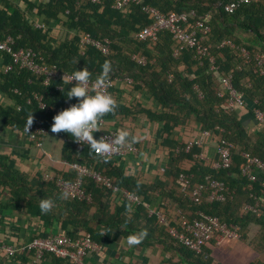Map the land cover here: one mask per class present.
Returning a JSON list of instances; mask_svg holds the SVG:
<instances>
[{"label": "trees", "instance_id": "obj_1", "mask_svg": "<svg viewBox=\"0 0 264 264\" xmlns=\"http://www.w3.org/2000/svg\"><path fill=\"white\" fill-rule=\"evenodd\" d=\"M232 1L235 0H143L139 4L132 3L126 9H117L113 7L112 0H0V39L13 36L14 49L30 47L46 63L55 64L63 70L76 71L86 67L91 73L90 78L96 79L107 60L112 64L110 78H132L134 87L145 89L151 94L158 107L146 111L150 120L162 123L157 137L162 139L169 150V161L164 170L168 177L174 178L173 187L170 182L163 180L144 183L112 162V157L102 156L89 143H79L61 131L54 133L65 141L62 157L57 161L60 168L54 166L53 169L57 177L73 179L76 172L71 164L80 162L102 171L114 184L138 193L142 196V203L134 205L127 200L117 199L111 189L98 185L91 177H85L83 184L85 192L91 194L90 201L69 198L57 187L55 179H45L43 175H38L35 181L29 180L15 166L13 159L0 153V188L7 191L9 197L5 207L25 208L27 213H31L41 199L50 198L55 200L54 203L64 205L62 212H50L53 218L57 217L61 221L63 232L71 236L75 234L73 230L64 226L84 227L98 241L99 231L93 228V220L101 223L104 229L111 228L113 224L117 225V230L126 226V232L130 233L143 229L139 219L144 218L149 221L146 228L149 229V235L153 236L156 229L167 231V225L160 224L155 214L148 218L146 204L151 203L159 194L156 191L163 186L164 190L165 187L169 188L171 194L168 195H174L173 201L185 214L190 210L195 217L213 214L224 222L237 223L242 228V238L250 224L264 223L261 216L243 209V205L253 199L252 195L259 198L264 196V172H259L256 180L243 175L247 163L243 152H249L264 161V138L253 141L237 113L228 107V95H219L222 79L231 75L234 87L242 91L250 103L264 110V74L260 73L255 62H245L238 48L221 45L224 40L231 39L237 46H246L252 52L264 53V0L242 3L230 13L224 6ZM145 4L158 7L165 13L189 12L186 24L189 30L198 19L209 14L207 22L211 26V33L200 42L209 47L214 62L209 57L199 58L193 47L180 48V43L166 29L161 30L154 40L138 39L135 33L153 22L152 17L143 9ZM191 11L195 14H191ZM35 17L44 23V27L35 25ZM86 32L100 40L109 38L110 52L103 53L94 46H88L83 53L80 39ZM243 33L247 35L243 36ZM142 56L146 58L145 63L139 62ZM11 63V54L0 50V91L14 103L6 106L0 104V118L4 125L22 131L31 118L32 121L40 119L48 128V133H53V117L77 103L76 98L67 97L68 89L75 83L69 85L56 81L46 86L42 78L30 70L15 66L5 72V66ZM35 94L43 97L45 107L40 106ZM18 105L21 109L17 108ZM121 110L124 107L117 104L114 112L102 117L112 118ZM191 118L195 119L201 130H212L213 136H222L234 145L229 168H213L212 162L194 159L193 154L197 151L199 141H194L191 151H186L189 142L182 143L175 139L177 128ZM102 130L93 133L95 139L98 140ZM42 140L44 147V137ZM237 147L240 148L238 152ZM44 153L49 156V153ZM216 155V159L219 158L217 151ZM184 161L190 167L186 168ZM181 172L193 174V182H201L207 176L223 180L229 186L232 197L219 201L211 200L205 194L194 201L180 190L178 177ZM164 190L162 194L165 195ZM60 197V202H57ZM103 199L104 202H101ZM113 203L116 208L110 213ZM165 206L162 203V207ZM93 207H97L95 212H92ZM36 210L41 219L52 222L50 212L42 214L40 209ZM174 218L169 217L170 224H175ZM207 245L204 246V253L198 254L188 249L193 254L204 255ZM30 254L18 255V259L26 263ZM39 264L76 263L46 253Z\"/></svg>", "mask_w": 264, "mask_h": 264}, {"label": "built area", "instance_id": "obj_2", "mask_svg": "<svg viewBox=\"0 0 264 264\" xmlns=\"http://www.w3.org/2000/svg\"><path fill=\"white\" fill-rule=\"evenodd\" d=\"M100 2L101 0H93ZM255 0H235L225 4V10L232 13L242 3H251ZM113 7L117 9H126L132 3H142L143 0H112ZM143 9L148 13L153 22L135 33V36L140 40L157 38L161 30H169L173 37L180 43V48L193 47L196 50L199 58L209 57L211 62H214V56L211 54L209 47L202 44L200 41L205 35L211 33V26L207 22L209 14L201 17L196 21L191 30L186 29L190 13L187 11L182 12H169L165 13L158 7L150 4L143 5ZM191 14H195L191 11ZM37 27H44L43 22L35 23ZM198 33L201 35L198 36ZM15 39L13 36L8 35L4 39H0V50L6 51L12 56V63L5 66L4 71L8 72L13 67L18 66L20 69H27L32 71L35 75L42 78L44 85L49 86L56 81L65 82L69 79L74 71L63 70L55 64L46 63L42 57L30 47H20L14 49ZM111 40L105 38L103 40L94 38L90 33L86 32L81 35L80 45L84 53L88 46H94L103 53L110 52ZM231 45L239 49L245 62H255L261 74H264V53L252 52L246 46H237L231 39L224 40L221 45ZM179 49L176 50L178 52ZM140 63H145L146 58L142 56L139 59ZM214 68V64L212 65ZM118 78H110L106 82L98 83L96 78H90L87 83L90 94H95L97 91H103L111 94V88L115 85ZM127 80L131 78L127 77ZM66 83V82H65ZM73 83H76L73 81ZM62 86H59V88ZM18 92V90H15ZM228 95L227 105L230 109L235 110L237 107L247 106L249 101L246 99L245 94L234 87L232 84V76H227L222 79L221 88L219 91L220 96ZM112 95V94H111ZM41 107H45L46 103L43 97L35 94ZM21 109V106H17ZM253 115L258 123L264 128V110L253 106ZM106 119L101 117L98 121L97 128L103 129L99 134L98 140L106 142H113L118 134L115 130H104ZM222 131L223 129L220 128ZM24 135L32 140L37 148L43 147V137L48 133V128L44 125L42 120L37 119L26 122L22 130ZM97 131L93 130V133ZM213 134L212 130H204L203 135L208 137ZM194 141L187 144L186 151H190ZM79 143H88L81 141ZM97 150L102 156L106 157H122L127 158L131 155H136L139 152V147L136 143L128 140L124 145H115L113 143L110 152H102L98 147ZM234 150V145L226 138L217 137L216 151L219 158L212 161L213 168H229L231 166V157ZM246 158V165L243 169V175L250 180H256L259 172H264V161L252 155L249 152H243ZM201 158H205L201 154ZM71 168L76 172L73 179H66L57 177L56 174L51 172L44 173L45 179H55L57 187L62 193L72 199L91 200V194H87L83 188L84 178L91 177L97 182L98 185L106 187L113 191L117 199H124L134 205L142 203V196L138 193L122 188L113 183L112 179L104 174L102 171L94 169L86 164L80 162H73ZM180 190L187 193L188 196L196 201L205 194L211 200L225 201L228 197H232L229 186L220 179L207 176L201 182H193V174L181 172L178 177ZM252 200L243 205L245 211L254 212L256 215L261 216V201L260 198L252 195ZM148 211L151 215L155 214L158 217L160 224L167 225L169 235L174 238L178 243L184 245L196 253H204V246L210 242H215L217 245H222L225 241H233L242 238V228L237 223H227L220 219L219 216L213 214H201L200 217L190 218L182 210H178L175 217V224L169 223V216L163 209H152L148 205ZM102 244L95 240L90 232H84L77 237H73L63 231L51 233L46 236H35L30 241L12 244L3 242L0 243V252L12 261L13 264H39L42 262L46 253H50L58 258H68L76 264H94L87 260L90 254L98 253L102 250ZM29 261L22 263L18 259V255L28 254Z\"/></svg>", "mask_w": 264, "mask_h": 264}, {"label": "crops", "instance_id": "obj_3", "mask_svg": "<svg viewBox=\"0 0 264 264\" xmlns=\"http://www.w3.org/2000/svg\"><path fill=\"white\" fill-rule=\"evenodd\" d=\"M36 21L41 22L37 18ZM126 78L116 80L112 93L117 104L124 107V110L112 118L106 119L104 129H112L117 132L121 129L127 130L130 133L128 140L138 145L139 152L127 158L113 157L112 162L118 164L126 173L137 176L144 183L163 180L170 182V186L173 187L174 178L168 177L164 170L169 161V150L162 143V139L157 137L162 123L150 120L146 111L147 109L156 110L157 102L145 89L134 87L132 78L131 80ZM0 104L6 106L14 103L0 91ZM253 106L249 102L246 107H237L234 111L252 140L257 141L259 138H264V128L254 118ZM174 135L175 139L182 143L199 141L200 144L196 146L197 151L193 154L194 159H202L201 154L205 155L203 160L207 163L216 159L217 137L204 136L203 130L196 124L195 119L191 118L184 125L178 127ZM44 142V149L37 148L24 135L23 131L5 126L3 119L0 118V153L13 159L15 166L29 180L35 181L38 175H44L46 172L54 173V166L60 168L57 161L62 157L64 139L57 134L47 133L44 136ZM239 149L237 147L236 151L238 152ZM44 152L49 153V156ZM178 152L179 147L176 148V153ZM183 164L186 168L190 167L186 161ZM163 190L162 186L157 190L158 192L156 191L159 194H156L151 203L146 204L148 218L153 216L148 211V205L152 209H163L172 219L176 217L178 210L183 211L173 201L174 195H168L169 188L165 187V195L162 194ZM8 199V192L0 188V243L20 244L30 241L35 236H46L64 231L61 221L57 217L53 218L52 212L49 213L52 216V222L41 219L36 210L39 209V203L35 204L34 211L27 213L25 208L20 210L5 207ZM60 199L61 197L57 198V202H60ZM53 201L55 200L53 199ZM260 201L261 218L264 221V196L260 198ZM101 202H104V199ZM162 203L166 206L162 207ZM115 206L114 203L110 206V213L115 211ZM64 209V205L54 203L51 211L58 214ZM96 209L97 207H93L92 212H95ZM186 214L190 218L196 216L190 210H187ZM139 225L143 229H147V237L137 247L130 248L126 243L127 236L143 229L127 233L126 226H121L122 228L117 230L115 224L111 228L104 229L101 228V223L93 220L92 226L96 232L99 231L98 242L103 247L100 252L90 254L87 260L94 264H264V223L250 224L243 238L225 241L222 245L209 243L204 255L193 254L187 247H182L169 236L167 231L161 232L156 229L153 231V236H150L149 229L146 228V225L149 226V221L145 218L139 219ZM64 228L73 230L75 233L72 235L73 237L88 232L84 227L74 228L71 225H66ZM3 254L0 252V264H13Z\"/></svg>", "mask_w": 264, "mask_h": 264}, {"label": "clouds", "instance_id": "obj_4", "mask_svg": "<svg viewBox=\"0 0 264 264\" xmlns=\"http://www.w3.org/2000/svg\"><path fill=\"white\" fill-rule=\"evenodd\" d=\"M101 67L102 71L97 77L98 83L106 82L112 71L110 61L106 60ZM90 77L91 73L84 67L82 70L74 71L71 77L65 81L69 85H73V81L76 82L68 89L67 97L69 99L76 98L77 103L61 110L53 117L51 131L53 133L66 132L71 137H74L76 141H87L91 147H98L102 152L107 153L112 150L113 143L121 146L126 144L130 133L124 129L119 130L111 143L94 138L92 132L94 129L98 131L99 119L105 114L114 112L117 107V101L113 95L103 91H97L94 95L90 94L87 87ZM53 207L54 201L50 198H43L39 201V209L42 214L49 213ZM147 234V229L133 232L127 236L126 243L130 248L137 247L145 240Z\"/></svg>", "mask_w": 264, "mask_h": 264}, {"label": "rangeland", "instance_id": "obj_5", "mask_svg": "<svg viewBox=\"0 0 264 264\" xmlns=\"http://www.w3.org/2000/svg\"><path fill=\"white\" fill-rule=\"evenodd\" d=\"M247 35L246 33H243V36Z\"/></svg>", "mask_w": 264, "mask_h": 264}]
</instances>
